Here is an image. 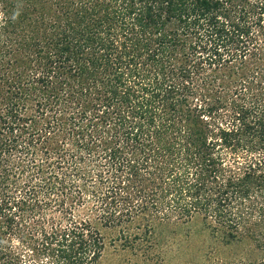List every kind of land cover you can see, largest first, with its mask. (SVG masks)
<instances>
[{"label":"trees","instance_id":"16d2710c","mask_svg":"<svg viewBox=\"0 0 264 264\" xmlns=\"http://www.w3.org/2000/svg\"><path fill=\"white\" fill-rule=\"evenodd\" d=\"M72 188L56 264L158 257L195 221L217 248L192 264H264V0H0V264Z\"/></svg>","mask_w":264,"mask_h":264},{"label":"rangeland","instance_id":"374dc122","mask_svg":"<svg viewBox=\"0 0 264 264\" xmlns=\"http://www.w3.org/2000/svg\"><path fill=\"white\" fill-rule=\"evenodd\" d=\"M52 166L56 167V163H52ZM55 167H49V171L60 172V168ZM71 191V198H64L60 193L51 196L54 200L56 196L61 197L64 204L54 202L49 204L42 201L34 205L33 209L26 210L25 206L24 211L17 214L23 215V226L20 231L16 229L11 236L7 235L6 239L10 242L11 250L19 255L22 264H56V258L47 246V243L54 246V240L48 238L49 235L44 237L43 231L51 233L72 222L77 224L80 219L87 217L88 208L92 203L89 195H87L89 203H81L77 190L72 188ZM71 191L67 189L65 192L70 194ZM22 194L23 191L19 190L14 195L19 197ZM106 244L102 257L95 264H192L211 256L217 248V241L197 221L183 226L174 237L162 243V253L151 259H144L138 256L140 254L126 249L121 250L117 245L113 247L108 242Z\"/></svg>","mask_w":264,"mask_h":264}]
</instances>
